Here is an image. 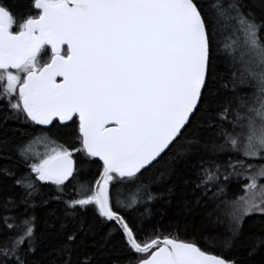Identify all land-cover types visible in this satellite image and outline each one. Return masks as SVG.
I'll list each match as a JSON object with an SVG mask.
<instances>
[{
	"label": "snow or ice",
	"instance_id": "1",
	"mask_svg": "<svg viewBox=\"0 0 264 264\" xmlns=\"http://www.w3.org/2000/svg\"><path fill=\"white\" fill-rule=\"evenodd\" d=\"M25 4L0 2V124L40 132L0 135V264H101L118 233L127 264H264V0ZM174 198L182 221L145 229ZM197 217L219 254L172 236Z\"/></svg>",
	"mask_w": 264,
	"mask_h": 264
},
{
	"label": "trees",
	"instance_id": "2",
	"mask_svg": "<svg viewBox=\"0 0 264 264\" xmlns=\"http://www.w3.org/2000/svg\"><path fill=\"white\" fill-rule=\"evenodd\" d=\"M0 2L4 3L8 6L17 16H19L26 8L25 0H0ZM230 35L229 32H226L221 36V46L224 47L229 42L227 37ZM46 57L41 58V63L46 62ZM5 111H7L5 107V101H0V118L3 117ZM20 129V131H17ZM35 130L37 134H39L40 129L36 126L33 128H29L23 124H17L15 121H8L6 124H0V135L11 137L14 141H19L21 139H25L26 136H23L21 133H29L32 130ZM53 136L57 139H62L58 133L53 132ZM43 143H38L35 147L37 149H41ZM78 146V145H77ZM79 156V154H77ZM259 163V162H253ZM96 169L91 168L86 172H81L80 176L77 178L74 187H70L68 189L69 196H77L81 193H86L90 187V185L94 184V180L98 178L96 175ZM221 183L227 184L226 193L227 196L231 198H235L239 195H243L242 185L246 184L247 181L243 177H232L229 181H223L221 179ZM127 198V194L122 196V199ZM142 207V206H141ZM182 205L178 204L177 199L174 198L171 206L167 204L165 200H160L158 202H153L151 204V211L154 213L153 218L150 223L145 225V229H148L152 226V224L162 225L159 231L163 235L169 234V225L174 224L177 220H181L183 218V213L181 211ZM37 234L39 235L44 231L43 224V212L37 213ZM89 219H91V213L88 214ZM199 217H197L196 227H192L191 223L189 224L187 230L183 226H181L180 230L177 232L174 228L171 230V234L173 237L178 238L182 241H194L201 246L204 250L209 251L211 254H219L220 250L217 248H212L205 246L201 241V234L205 231V229L199 224ZM106 231L105 228H100L97 225V236L96 240L99 242L100 237L104 235ZM135 253H130L123 245V241L121 239L120 234L113 236L107 245H105L99 252L98 257L100 259L101 264H127V257L135 256ZM260 258L257 257V260Z\"/></svg>",
	"mask_w": 264,
	"mask_h": 264
},
{
	"label": "rangeland",
	"instance_id": "3",
	"mask_svg": "<svg viewBox=\"0 0 264 264\" xmlns=\"http://www.w3.org/2000/svg\"><path fill=\"white\" fill-rule=\"evenodd\" d=\"M40 151H43L44 150V148H43V146L41 147V149H39Z\"/></svg>",
	"mask_w": 264,
	"mask_h": 264
},
{
	"label": "water",
	"instance_id": "4",
	"mask_svg": "<svg viewBox=\"0 0 264 264\" xmlns=\"http://www.w3.org/2000/svg\"><path fill=\"white\" fill-rule=\"evenodd\" d=\"M36 127H38L40 129V126H36Z\"/></svg>",
	"mask_w": 264,
	"mask_h": 264
}]
</instances>
